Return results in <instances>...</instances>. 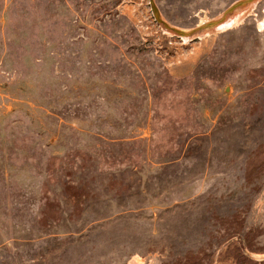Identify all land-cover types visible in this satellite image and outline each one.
<instances>
[{"label": "rangeland", "instance_id": "obj_1", "mask_svg": "<svg viewBox=\"0 0 264 264\" xmlns=\"http://www.w3.org/2000/svg\"><path fill=\"white\" fill-rule=\"evenodd\" d=\"M235 1L0 0V264H264V0L168 28Z\"/></svg>", "mask_w": 264, "mask_h": 264}, {"label": "water", "instance_id": "obj_2", "mask_svg": "<svg viewBox=\"0 0 264 264\" xmlns=\"http://www.w3.org/2000/svg\"><path fill=\"white\" fill-rule=\"evenodd\" d=\"M261 0H236L227 10L219 17L215 18L214 20L208 19L207 21L204 22H199L195 27L190 28V29H184V28H175V27H169L172 31H174L179 37H190V39H198L201 38L202 36H205L209 31H211L209 34L213 33V29L215 26L224 20L226 16L229 13H232L234 10L243 8L245 6L251 7V10L253 11L257 5L260 3ZM255 5L253 6V4ZM250 15V14H249Z\"/></svg>", "mask_w": 264, "mask_h": 264}, {"label": "bare ground", "instance_id": "obj_3", "mask_svg": "<svg viewBox=\"0 0 264 264\" xmlns=\"http://www.w3.org/2000/svg\"><path fill=\"white\" fill-rule=\"evenodd\" d=\"M254 5H255V3L253 4V6ZM251 13H252V10H251L250 5L249 6H245L243 8H240V9H237L236 11H234V12L230 13L229 15H227L224 20H222L221 22H219L215 26V28L213 29V31L214 32H222V31L231 29L234 26H237L238 24H240L243 21V19L246 16H248L249 14H251ZM206 18H202L201 22L207 21ZM259 26L260 27H263L264 26V19L260 23ZM210 32L211 31H209V33ZM209 33H207L206 35H209ZM183 38H185V40H189L190 39V37H183Z\"/></svg>", "mask_w": 264, "mask_h": 264}]
</instances>
